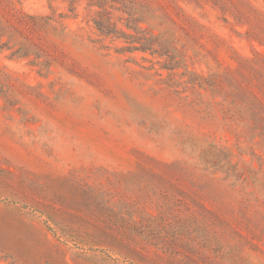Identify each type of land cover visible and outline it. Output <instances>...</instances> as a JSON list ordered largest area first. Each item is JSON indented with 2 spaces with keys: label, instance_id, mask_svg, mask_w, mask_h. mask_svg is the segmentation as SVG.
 <instances>
[{
  "label": "rangeland",
  "instance_id": "obj_1",
  "mask_svg": "<svg viewBox=\"0 0 264 264\" xmlns=\"http://www.w3.org/2000/svg\"><path fill=\"white\" fill-rule=\"evenodd\" d=\"M98 1L0 0V264H264V0Z\"/></svg>",
  "mask_w": 264,
  "mask_h": 264
},
{
  "label": "trees",
  "instance_id": "obj_2",
  "mask_svg": "<svg viewBox=\"0 0 264 264\" xmlns=\"http://www.w3.org/2000/svg\"><path fill=\"white\" fill-rule=\"evenodd\" d=\"M106 0H99L98 4L103 7ZM122 7L127 14L125 18L124 27L125 29H118L112 23L109 16H106L105 11L101 12L100 15L94 20V26L103 35H110L117 39L124 41V45L116 49L119 52H150L159 53L161 55L167 56L172 61L163 63L162 67L166 69H171L175 67L178 61H173L171 54L170 43L164 40L160 34H148L146 30L147 27L143 26V22H147L144 13L141 11V6L136 0H119ZM103 9V8H101ZM149 27V26H148ZM155 44L158 46L155 49ZM202 80L206 81L204 77H200ZM195 83V81H191ZM203 85L202 83H199Z\"/></svg>",
  "mask_w": 264,
  "mask_h": 264
}]
</instances>
